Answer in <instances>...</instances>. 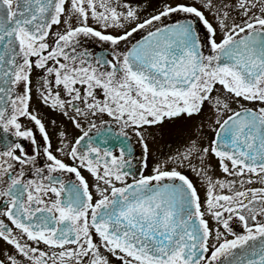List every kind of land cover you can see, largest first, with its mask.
I'll list each match as a JSON object with an SVG mask.
<instances>
[{
  "label": "snow or ice",
  "instance_id": "6c2138e0",
  "mask_svg": "<svg viewBox=\"0 0 264 264\" xmlns=\"http://www.w3.org/2000/svg\"><path fill=\"white\" fill-rule=\"evenodd\" d=\"M0 264H264V0H0Z\"/></svg>",
  "mask_w": 264,
  "mask_h": 264
},
{
  "label": "flooded vegetation",
  "instance_id": "af4514ba",
  "mask_svg": "<svg viewBox=\"0 0 264 264\" xmlns=\"http://www.w3.org/2000/svg\"><path fill=\"white\" fill-rule=\"evenodd\" d=\"M139 38H140V36H139V34H137L135 36V39H139ZM85 47L89 51L95 52L97 54H101V53H103L104 47H106V46L102 45L101 42H99L96 39H89V40L85 41ZM167 127H168L167 125L164 126L165 130L167 129ZM150 131L155 133V139L150 141V147H151L152 152H153V157L150 158L149 170L146 171L145 174H148L150 172V169H151V167L154 164L155 156H156L158 150L162 149L163 151L167 152L169 147L174 149L177 146V144L180 143V141L177 138L170 137L166 131L164 133L163 140L161 139V130L160 129L152 128V129H150ZM165 141H167V143H165ZM132 142L135 144V137H132ZM24 144L27 146L28 141H24ZM141 155H142L141 148L139 146H136V148H135V156H136V160L137 161L140 160ZM213 163H215V160H213ZM186 174L189 175L190 177H192L193 180L196 179L192 175V173L187 172ZM217 175H221L218 170H217ZM232 227L234 228V230H236L238 232L242 231V226L240 225L238 220L235 219V218L232 221Z\"/></svg>",
  "mask_w": 264,
  "mask_h": 264
}]
</instances>
